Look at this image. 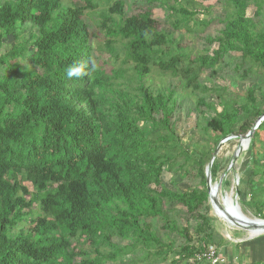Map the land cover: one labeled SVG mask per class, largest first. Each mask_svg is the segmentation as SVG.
Returning <instances> with one entry per match:
<instances>
[{
	"label": "trees",
	"instance_id": "1",
	"mask_svg": "<svg viewBox=\"0 0 264 264\" xmlns=\"http://www.w3.org/2000/svg\"><path fill=\"white\" fill-rule=\"evenodd\" d=\"M81 1L0 0V264H122L130 250L146 254L134 264L200 263L197 254L210 245L200 244L208 226L200 211L209 200L204 160L222 139L239 134L238 124L248 133L264 113L257 95L264 97V0H225L223 27L205 37L216 48L197 54L157 30L149 9L124 16V1L115 0L99 23L106 38L99 48L114 60L124 55L110 71L93 63L82 18L100 3ZM147 1L170 10L174 30L192 31V20L210 24L195 20V10L180 0ZM26 23L34 31L21 40L18 29ZM231 52L240 56L234 71L260 78L259 85L231 92L201 79L204 70L215 75ZM80 64L85 74L69 77ZM153 67L176 84H147ZM212 96L217 102H208ZM183 97L201 113L196 130L206 137L192 152L172 120ZM248 150L252 175L264 183V119ZM176 166L182 177L194 171L198 183L185 191L175 181L166 185L163 172ZM254 198L262 215L264 200ZM175 205L199 220L192 232L178 221Z\"/></svg>",
	"mask_w": 264,
	"mask_h": 264
},
{
	"label": "rangeland",
	"instance_id": "2",
	"mask_svg": "<svg viewBox=\"0 0 264 264\" xmlns=\"http://www.w3.org/2000/svg\"><path fill=\"white\" fill-rule=\"evenodd\" d=\"M114 1L115 0H98V3H100L98 7L95 9L86 10L82 16L88 25L90 43L92 46V61L95 64H105L106 71H110L112 67H120L122 59H124V55L122 54L118 59L114 60L113 58L109 57V54L106 51L99 48V46L102 45L106 40L105 33L100 30L99 23L103 20L102 16L106 13L107 8ZM123 1L124 16L138 14L149 9L152 17L156 20L157 30L170 32L174 40L177 41L181 47L190 49L193 54L201 53L208 46L211 49H214L217 46L216 43L207 44L205 37L208 35H216L217 32L223 27L222 21L220 20H222L225 15V0H194V4H188L186 0H180V4L186 6L189 10H195V20L210 19V24H208V26L205 28L200 25H196L192 20L189 23L192 31H188L186 28L181 29V31L174 30L170 25L171 20L168 17L170 10L164 6H161L157 2L149 3L147 0ZM173 2V0H168V4H173ZM61 3L62 5L84 4V2L81 0H62ZM254 10L255 7L251 5L247 10L248 15H252ZM115 18L117 19L118 17L115 15ZM29 25V23H26L18 29V33L21 34V40L27 39L29 32L34 31V29L29 30ZM6 41L7 45L5 50H8L12 40L9 39ZM33 50L34 48L30 46L28 55ZM21 62L24 64L27 62V60H21ZM238 62H240L239 53L231 52L221 60L215 75H211L210 70H204L201 74V79L207 83L208 86H210L212 83H217L225 86L231 92H239L249 87L259 85L260 78L251 77L250 79L248 77L246 79H242L239 75L240 73L234 71V66ZM176 81V78L161 72L157 67H153L152 71L147 76L146 83L153 86L154 88H158L169 83L175 85ZM260 83L264 87V81H260ZM179 89L180 88H178V90ZM257 95L260 101V108L264 109V97H261L259 93H257ZM210 101L217 102V99L212 96L208 98V102ZM178 102L179 103L174 112L172 120L174 121L176 132L182 140L183 146L192 152L195 149V143L201 144L206 140V137L199 135L196 130V122L199 120L201 113L195 110L193 102L189 98L183 97L182 99L178 100ZM217 108L220 109V107ZM200 110L204 111L205 109L201 107ZM212 115L213 112H206L204 114L206 118H209ZM240 124H238L236 127L239 134L233 135L228 140H223L219 146L217 154L215 155L213 165L210 169V172H213L214 174L213 176L211 175V192L215 193L217 191L218 200H220L221 204L225 206V208H227L231 214H241V217L248 220L263 222L264 206L262 215H260L252 203L255 200L254 197L259 196L260 199V195L264 194V183H258L257 178L252 175V170L250 168L251 154L248 148L245 146V141H243L242 144L244 149L240 151L236 159L232 162V158L239 147V141L241 137L247 134L240 133ZM140 126L146 127V124L140 123ZM195 156H197V154H195ZM178 162L180 163L181 159H178ZM204 162L206 167L210 161L205 159ZM182 172L183 171L177 168V166L174 168V170H171V172L164 171L162 174V181L166 185H169L170 181H175L178 184L177 186L184 191L193 188L194 185L198 183V178L196 175H194V171L191 170V173L185 177L181 176ZM223 174H225V176L222 178L221 185L216 186V182L219 181ZM25 184L27 185L29 183L26 181ZM29 189L32 190L30 186ZM260 200H264V196ZM230 201L232 202L228 203ZM174 208L178 221L184 226L188 227L192 232L193 226L199 222V220L189 215V213H187L185 208L181 205H175ZM200 208V211L205 213L208 217V226L204 232L207 235L203 237V241H201L202 243L200 244L207 245L206 242H208L210 244L209 246L216 247L217 250L226 257L227 263L250 264L253 256L250 247H246V244L248 243L249 245L253 242L262 243L260 247L263 249L264 230H260L261 232L258 233L256 230H246L234 225L233 221L224 216L214 204L211 205L209 200L206 205H202ZM147 222L156 227H158L160 224V221L152 219H148ZM113 240L116 243H120L121 245L129 244V242L126 240H120L117 238H114ZM260 254L264 256L263 251ZM145 255L146 254L141 251L139 252L130 250L125 256L122 257L121 262L122 264H134L131 260L136 258L135 262L141 263ZM105 264H111V262H107ZM176 264L182 263L178 262ZM196 264L208 263L207 261H201L200 263ZM261 264H264V259L262 260Z\"/></svg>",
	"mask_w": 264,
	"mask_h": 264
},
{
	"label": "water",
	"instance_id": "3",
	"mask_svg": "<svg viewBox=\"0 0 264 264\" xmlns=\"http://www.w3.org/2000/svg\"><path fill=\"white\" fill-rule=\"evenodd\" d=\"M264 119V113L256 120V122L254 123V126L249 130V132L247 134H245L243 137H241L240 141H239V147L236 151V153L234 154L233 158H232V162L236 159L237 155L240 153L241 150H243V141H245V146L246 148L249 147V144H250V141H251V138H252V134H253V131L257 128V126L261 123V121ZM232 136H228V137H225L224 139H222L219 144L217 145L216 149L214 150L213 152V155H212V158L209 162V164L206 166L205 168V177H206V187H207V190H208V198H209V201L211 203V205L215 204L217 206H219V201L218 199L214 196V193L212 194L211 196V191H212V181H211V172H210V169H211V166H212V163H213V160L215 158V155L217 154V151L219 149V146L220 144L222 143L223 140H228L229 138H231ZM225 176V174H223V176H221V178L219 179L218 182H216V186H219L221 185V181H222V178ZM264 222V220H262ZM233 224L238 226V227H241L243 229H246V230H251V226L248 224H243V223H240V222H237V221H233ZM255 225V224H253ZM262 225H264V223H262Z\"/></svg>",
	"mask_w": 264,
	"mask_h": 264
},
{
	"label": "bare ground",
	"instance_id": "4",
	"mask_svg": "<svg viewBox=\"0 0 264 264\" xmlns=\"http://www.w3.org/2000/svg\"><path fill=\"white\" fill-rule=\"evenodd\" d=\"M215 191V190H214ZM213 194V193H212ZM212 194H211V196H212ZM227 194V193H226ZM217 195H218V193H217V191L214 193V196L218 199V197H217ZM230 196V195H229ZM231 200H232V198H231ZM219 201V206H217V205H215L217 208H218V210L224 215V216H226L227 218H229L230 220H232V221H237V222H240V223H243V224H248V226L250 225L251 226V231H254V230H256L258 233H260L261 231L260 230H264V225H262V223H264V222H260V221H253V220H248V219H246V218H243V217H241L242 215L241 214H239V215H233V214H231L228 210H227V208H225V206H223L222 204H221V202H220V200H218ZM232 201H230V202H228V203H231ZM227 205V204H226ZM229 205V204H228ZM233 213V212H232ZM235 213V212H234ZM239 213V212H238ZM243 216H245V215H243ZM253 224H255V225H253ZM258 233H254V234H258Z\"/></svg>",
	"mask_w": 264,
	"mask_h": 264
},
{
	"label": "built area",
	"instance_id": "5",
	"mask_svg": "<svg viewBox=\"0 0 264 264\" xmlns=\"http://www.w3.org/2000/svg\"><path fill=\"white\" fill-rule=\"evenodd\" d=\"M197 258L207 261L208 264H227L226 257L214 246H208L203 252L197 254Z\"/></svg>",
	"mask_w": 264,
	"mask_h": 264
},
{
	"label": "crops",
	"instance_id": "6",
	"mask_svg": "<svg viewBox=\"0 0 264 264\" xmlns=\"http://www.w3.org/2000/svg\"><path fill=\"white\" fill-rule=\"evenodd\" d=\"M262 243H255V242H253L252 244H250L249 245V243L248 244H246V247H250V249H251V251H252V261L251 262H253V261H258V260H263L264 259V256H262L260 253L263 251L264 252V245H263V249L260 247V245H261Z\"/></svg>",
	"mask_w": 264,
	"mask_h": 264
},
{
	"label": "clouds",
	"instance_id": "7",
	"mask_svg": "<svg viewBox=\"0 0 264 264\" xmlns=\"http://www.w3.org/2000/svg\"><path fill=\"white\" fill-rule=\"evenodd\" d=\"M85 74V65L80 64L78 66H74L68 71L69 77L75 76V77H80Z\"/></svg>",
	"mask_w": 264,
	"mask_h": 264
}]
</instances>
